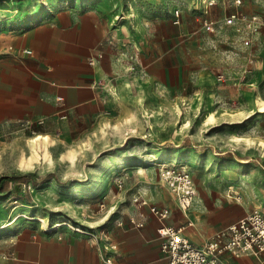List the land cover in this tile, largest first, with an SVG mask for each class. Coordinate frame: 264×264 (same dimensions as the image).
<instances>
[{"label": "rangeland", "instance_id": "374dc122", "mask_svg": "<svg viewBox=\"0 0 264 264\" xmlns=\"http://www.w3.org/2000/svg\"><path fill=\"white\" fill-rule=\"evenodd\" d=\"M77 1L23 4H32L26 11L38 17L39 7L57 2L55 10ZM113 1V26L121 31L110 37L116 73L100 90L104 122L97 123L93 113L42 121L0 113V264L25 225L51 229L46 218L30 216V209L107 211V196L118 190L119 179L162 183L161 165L147 161L189 170L195 198L223 225L254 209L264 214V111L258 109L264 100V0H241L239 7L235 0ZM236 9L255 15L257 29L249 33L244 22L238 24L241 31L226 25L225 15ZM242 34L251 35L248 45L241 43ZM170 111L175 117L165 116ZM36 134L51 139V161L21 166L19 158L28 154V139ZM77 147V159L70 162L66 153ZM160 148L174 152L161 155ZM125 157L140 159L119 172ZM92 179L109 183L88 187ZM238 260L229 258L231 264ZM247 264L260 262L251 257Z\"/></svg>", "mask_w": 264, "mask_h": 264}, {"label": "crops", "instance_id": "0c3cea01", "mask_svg": "<svg viewBox=\"0 0 264 264\" xmlns=\"http://www.w3.org/2000/svg\"><path fill=\"white\" fill-rule=\"evenodd\" d=\"M24 1L0 0V113L24 121L81 119L83 113H93L96 122L105 120L100 112V90L118 67L110 46L112 34L121 31L113 26L111 16L112 4L118 2L80 0L54 10L55 2L48 9L39 7L38 17H29L26 9L32 4L24 5ZM23 49L32 52L27 55ZM170 112L165 116L175 117ZM158 150L161 155L174 152ZM125 159L117 165L119 172L140 158ZM103 180L92 179L88 187L106 184ZM119 181L118 190L107 196L112 209L99 214L89 206L54 210L28 202L29 207H36L30 209V216L46 218L52 227L31 229L25 225L12 241L5 264H167L160 248L162 239L156 234L160 221L148 206L132 201L136 195L167 207L164 223L181 228L198 246L230 223L223 225L196 195L187 209H181L162 180L153 185L149 179ZM52 184L56 183L49 182ZM226 254L223 257L231 264V256ZM250 258L240 257L237 263L247 264Z\"/></svg>", "mask_w": 264, "mask_h": 264}, {"label": "built area", "instance_id": "2783aa9c", "mask_svg": "<svg viewBox=\"0 0 264 264\" xmlns=\"http://www.w3.org/2000/svg\"><path fill=\"white\" fill-rule=\"evenodd\" d=\"M235 3L239 7L241 0H235ZM175 14L178 15L177 12ZM174 22L177 23L178 20ZM224 22L237 31H241L238 24L247 23L249 33L258 27L257 17L248 15L243 9L229 12L225 15ZM206 24L208 28L211 27V23ZM250 36L240 35L241 43L248 45ZM22 51L27 55L32 52L30 49ZM160 171L162 181L178 206L187 209L197 191L189 170L179 165H161ZM118 186H121L120 181ZM132 201L148 206L150 213L160 221L156 234L162 239L160 248L167 264H230L223 257L226 253L233 258L254 257L260 264H264V258H261L264 255V214L259 210L254 209L221 227L209 240L198 246L181 233V228L164 223L169 215L167 207L151 204L140 195L132 197Z\"/></svg>", "mask_w": 264, "mask_h": 264}, {"label": "bare ground", "instance_id": "6f19581e", "mask_svg": "<svg viewBox=\"0 0 264 264\" xmlns=\"http://www.w3.org/2000/svg\"><path fill=\"white\" fill-rule=\"evenodd\" d=\"M258 106L260 111H264V100H258ZM51 139L46 134H36L35 136L28 139V154H23L19 158V164L21 166L30 167L33 165L34 161H38L39 159H43V161H51V156L49 153V147L51 143ZM78 155V147L75 149H70L66 153L67 159L70 162H74L77 159ZM164 158V157H163ZM162 158V159H163ZM157 159V157L155 158ZM165 160V159H163ZM171 160V159H169ZM149 164L154 165H166V163L162 162H154L147 161Z\"/></svg>", "mask_w": 264, "mask_h": 264}, {"label": "trees", "instance_id": "16d2710c", "mask_svg": "<svg viewBox=\"0 0 264 264\" xmlns=\"http://www.w3.org/2000/svg\"><path fill=\"white\" fill-rule=\"evenodd\" d=\"M21 177H24V175L23 176H20V177H15V178L22 179Z\"/></svg>", "mask_w": 264, "mask_h": 264}]
</instances>
